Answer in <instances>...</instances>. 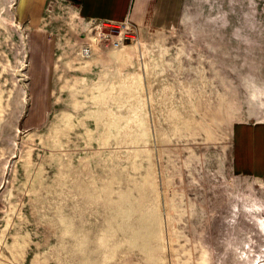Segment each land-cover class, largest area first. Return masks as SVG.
I'll return each mask as SVG.
<instances>
[{
	"label": "rangeland",
	"instance_id": "obj_1",
	"mask_svg": "<svg viewBox=\"0 0 264 264\" xmlns=\"http://www.w3.org/2000/svg\"><path fill=\"white\" fill-rule=\"evenodd\" d=\"M237 2L136 27L0 0V264H264V15Z\"/></svg>",
	"mask_w": 264,
	"mask_h": 264
},
{
	"label": "crops",
	"instance_id": "obj_2",
	"mask_svg": "<svg viewBox=\"0 0 264 264\" xmlns=\"http://www.w3.org/2000/svg\"><path fill=\"white\" fill-rule=\"evenodd\" d=\"M47 0H24L26 17L34 24L37 8L43 7ZM79 6L84 17L110 20L113 22L128 21L136 27H165L177 25L183 15L187 0H68ZM236 1V0H234ZM234 8L249 9L251 15H264V0H239ZM252 29L254 25H250ZM208 27V25H207ZM264 32V25L261 31ZM251 40L250 46L257 44ZM252 130L251 139L264 137V125ZM238 140V139H237ZM236 140V141H237Z\"/></svg>",
	"mask_w": 264,
	"mask_h": 264
}]
</instances>
